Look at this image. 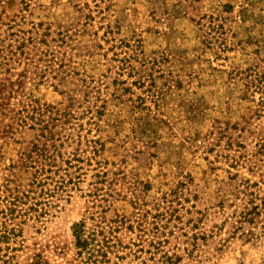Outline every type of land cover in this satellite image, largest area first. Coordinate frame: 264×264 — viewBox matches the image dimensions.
I'll list each match as a JSON object with an SVG mask.
<instances>
[{
    "label": "rangeland",
    "instance_id": "374dc122",
    "mask_svg": "<svg viewBox=\"0 0 264 264\" xmlns=\"http://www.w3.org/2000/svg\"><path fill=\"white\" fill-rule=\"evenodd\" d=\"M0 264H264V0H0Z\"/></svg>",
    "mask_w": 264,
    "mask_h": 264
},
{
    "label": "trees",
    "instance_id": "16d2710c",
    "mask_svg": "<svg viewBox=\"0 0 264 264\" xmlns=\"http://www.w3.org/2000/svg\"><path fill=\"white\" fill-rule=\"evenodd\" d=\"M85 225L81 224L79 226V229H77L74 233L76 242H77V248L80 249L82 252L84 250H87L89 246L88 240L84 237L85 236Z\"/></svg>",
    "mask_w": 264,
    "mask_h": 264
}]
</instances>
